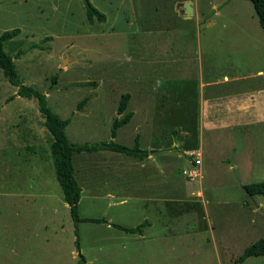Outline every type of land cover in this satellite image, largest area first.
Masks as SVG:
<instances>
[{
	"label": "rangeland",
	"instance_id": "374dc122",
	"mask_svg": "<svg viewBox=\"0 0 264 264\" xmlns=\"http://www.w3.org/2000/svg\"><path fill=\"white\" fill-rule=\"evenodd\" d=\"M89 1L106 21L88 22L85 0H0V34L21 30L5 50L21 82L70 119L72 143L109 142L114 121L133 113L114 141L134 147L138 137L142 149L160 146L164 171L139 175L138 158L75 152L80 216L109 223H80L77 245L38 102L16 96L0 69V264H79L81 255L86 264H233L264 238V195L243 188L264 181V163L251 174L222 162L208 144L202 151L198 35L216 8L201 0L204 15L188 20L182 0ZM20 50L26 53L17 57ZM125 93L128 108L118 115ZM148 112L158 131L140 127ZM192 157L201 160L194 181L182 170L190 165L179 164ZM145 221L133 234L113 226ZM243 264H264V256Z\"/></svg>",
	"mask_w": 264,
	"mask_h": 264
},
{
	"label": "crops",
	"instance_id": "0c3cea01",
	"mask_svg": "<svg viewBox=\"0 0 264 264\" xmlns=\"http://www.w3.org/2000/svg\"><path fill=\"white\" fill-rule=\"evenodd\" d=\"M187 2L194 10L190 16L185 13ZM206 4L209 10L216 8V13L198 35L203 58L199 66L202 151L208 144L212 154L219 152V158L224 156L222 162L237 167L246 165L253 174L256 163H264V25L251 0H208ZM181 6L188 20L194 17L200 20L205 13L201 11V0H182ZM147 114L140 127L159 128L147 120L151 112ZM156 149H145L149 156L139 160V175L146 171L155 174L153 177L162 176L164 163L160 156L164 154L160 146ZM222 149L225 152L220 154ZM195 152L187 150L184 154L193 156ZM195 160L201 162L195 158L180 159L179 164L181 167L189 164V170L198 168ZM165 164L169 167V163ZM187 169L182 168L183 172ZM143 182L144 178L139 183L141 190Z\"/></svg>",
	"mask_w": 264,
	"mask_h": 264
},
{
	"label": "trees",
	"instance_id": "16d2710c",
	"mask_svg": "<svg viewBox=\"0 0 264 264\" xmlns=\"http://www.w3.org/2000/svg\"><path fill=\"white\" fill-rule=\"evenodd\" d=\"M254 8L259 15L263 25H264V0H251ZM86 9H87V19L88 22L94 23L95 20L99 22L106 21V15L94 7L89 0H85ZM226 4V3H225ZM21 33L20 29H14L11 31H5L0 34V69L3 70L5 77L9 82L18 88L16 96H20L26 99H35L38 102L39 110L41 115L44 118V125L47 130L51 133L52 144L51 152L54 160V166L56 170L57 180L60 183L64 201L68 204L70 208L71 217L75 224V234L77 235V245H79V225L82 222H91V223H108L105 219L97 218H82L79 213V203L82 197V188L75 175V167L73 163V156L75 152H98L101 150H108L117 153H123L131 157L138 158L143 160L149 156V151L142 149L140 147L139 138H136L134 147H128L122 144H119L114 141L118 135V129L122 126L131 122L133 113H126L128 104L130 101L131 95L125 93L120 99L118 106V115L125 114L122 118H117L114 121L111 136L112 140L109 142H102L99 144H74L70 141L66 129L70 124V119H62L57 115L48 105L47 96L40 92L33 86L25 85L21 82L19 74L16 68L14 57L11 56L5 50V44L16 37ZM31 48H39V45L32 44ZM26 52L20 50L17 54V57H21ZM56 81V78H54ZM85 100L82 101L80 107L83 106ZM245 192L251 196L255 197L257 195H264V181L250 183L243 186ZM109 224V223H108ZM149 224L148 221H145L142 225L136 228H129L118 224H113V226L121 231L126 233H137L142 232V229ZM264 256V238H260L250 246H248L243 254L233 263V264H243L248 258ZM81 261L79 264H86L85 258L81 255Z\"/></svg>",
	"mask_w": 264,
	"mask_h": 264
},
{
	"label": "built area",
	"instance_id": "2783aa9c",
	"mask_svg": "<svg viewBox=\"0 0 264 264\" xmlns=\"http://www.w3.org/2000/svg\"><path fill=\"white\" fill-rule=\"evenodd\" d=\"M197 163L200 164V161L197 160ZM185 174H187V177L190 180L194 181L196 179V177H198L200 175V171L198 168H193V169L186 171Z\"/></svg>",
	"mask_w": 264,
	"mask_h": 264
},
{
	"label": "water",
	"instance_id": "95a60500",
	"mask_svg": "<svg viewBox=\"0 0 264 264\" xmlns=\"http://www.w3.org/2000/svg\"><path fill=\"white\" fill-rule=\"evenodd\" d=\"M184 8H185L186 15H192L193 14L194 10H193L192 5H191L190 2H187L185 4V7Z\"/></svg>",
	"mask_w": 264,
	"mask_h": 264
}]
</instances>
